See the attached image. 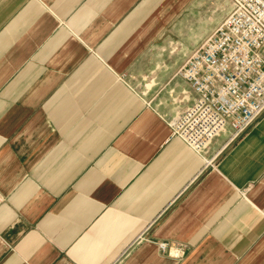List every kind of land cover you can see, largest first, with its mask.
Instances as JSON below:
<instances>
[{
	"label": "crops",
	"instance_id": "obj_1",
	"mask_svg": "<svg viewBox=\"0 0 264 264\" xmlns=\"http://www.w3.org/2000/svg\"><path fill=\"white\" fill-rule=\"evenodd\" d=\"M227 2L0 0V264H264V113L200 152L170 124Z\"/></svg>",
	"mask_w": 264,
	"mask_h": 264
},
{
	"label": "built area",
	"instance_id": "obj_2",
	"mask_svg": "<svg viewBox=\"0 0 264 264\" xmlns=\"http://www.w3.org/2000/svg\"><path fill=\"white\" fill-rule=\"evenodd\" d=\"M231 2L229 14L179 71L196 97L170 120L172 135L197 152L222 131L232 139L241 136L264 113V0ZM158 246L173 258L185 254L181 242Z\"/></svg>",
	"mask_w": 264,
	"mask_h": 264
},
{
	"label": "rangeland",
	"instance_id": "obj_3",
	"mask_svg": "<svg viewBox=\"0 0 264 264\" xmlns=\"http://www.w3.org/2000/svg\"><path fill=\"white\" fill-rule=\"evenodd\" d=\"M226 1H228L227 3V10H229V12L231 11V9H232V2H231V0H226ZM229 14V13H228ZM227 14V15H228ZM217 26V25H216ZM204 40H202V41H200V43L199 44H197L196 46H195V48H197V47H199L200 45H201V43L203 42ZM195 48H193L191 51H190V53H189V55L192 53V51L195 49ZM188 55V56H189ZM187 56V57H188ZM187 57H186V59H187ZM186 59L181 63V65L179 66V68L177 69V72L179 73V71H180V68L184 65V63H185V61H186ZM152 75L153 74H150V76L149 75H147V74H145V79L143 80V83H151V86L150 87H146V86H144V88L145 89H147V91H149V93L151 94L150 96H153V98H155V97H161L162 96V94H161V92H162V87H159V89H156V90H154L155 89V86H154V77H152ZM153 82H152V81ZM148 86V85H147ZM154 92V93H153ZM153 93V94H152Z\"/></svg>",
	"mask_w": 264,
	"mask_h": 264
}]
</instances>
